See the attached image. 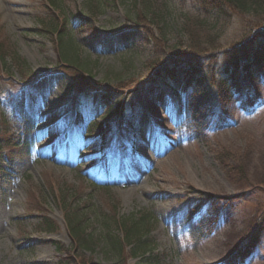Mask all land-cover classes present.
I'll use <instances>...</instances> for the list:
<instances>
[{"label": "rangeland", "instance_id": "rangeland-1", "mask_svg": "<svg viewBox=\"0 0 264 264\" xmlns=\"http://www.w3.org/2000/svg\"><path fill=\"white\" fill-rule=\"evenodd\" d=\"M85 1L60 0L63 11L77 8L86 15ZM133 2L117 0L95 19L74 21L76 41L65 46L89 62L87 75L88 68L61 64L56 41L41 29L42 19L54 13L47 0H0V49L18 54L28 77L35 73L31 90L37 98L31 137L24 131L19 150L11 152L6 144L0 149V264H78L70 251L75 241L66 205L93 236L106 221L118 225L149 211L148 237L160 264H264V226L242 263L236 255L264 217V76L251 81L240 73L243 90L234 96L225 122L216 119L221 112L217 87L208 78L200 80L211 75L209 63L219 66L224 51L264 20L231 13L215 21L195 0H158L169 7V42H190L185 24L204 32L191 20L197 17H207L218 33L216 41L215 35L193 34L204 47L216 45L203 55L186 88L184 64L174 85L150 74V61L165 59L170 51L156 27L138 20ZM10 69L0 61V114L9 118V135L17 137L20 119L13 103L25 106L28 90L21 89L20 70ZM90 82L97 88L84 122L75 128L74 83ZM248 87L260 93L249 110L240 104ZM107 91L122 102V120L106 112L109 103L100 95ZM95 121L113 127L107 148L95 138ZM7 137L0 121L2 143ZM94 160L98 163L92 165ZM1 164L11 165L7 173ZM44 216L57 222L55 229L40 228ZM210 246L213 257L207 261L201 253ZM128 250L119 256L99 242L81 252L89 264H141Z\"/></svg>", "mask_w": 264, "mask_h": 264}, {"label": "trees", "instance_id": "trees-1", "mask_svg": "<svg viewBox=\"0 0 264 264\" xmlns=\"http://www.w3.org/2000/svg\"><path fill=\"white\" fill-rule=\"evenodd\" d=\"M117 0H86V15L80 11L74 9L69 13L66 10L63 11L62 3L60 0H47L48 6L54 11L52 15L47 16L45 19H42L41 29L46 31L50 36L54 38L58 46V58L59 62L66 66H74L75 68H84L89 69L85 73L87 75L91 74V68H89V62L84 60L80 53L65 46V43L75 42L73 26L74 21L77 24H80L90 18L95 19L99 14L103 13L105 8L111 5H116ZM199 9L204 11L208 15H212L215 18V21L219 19H226L235 13L241 17L254 16L257 18V21L264 20V0H195ZM138 20L143 21V23H151L156 29H158V36H163L165 41V46L169 49L168 57L165 59L153 58L150 61V67H152L151 73L154 78L165 79L169 84L174 85V82L177 81L178 68L180 65H185L184 68V85L187 87L191 86L194 82V79L197 76L198 67L204 63L203 55L208 53L211 48L216 44H208L209 41H212L208 37L206 43L208 47H204L203 44L194 42L193 34H196V29L186 27L185 29L188 37H190V42H183L177 40L175 42H169L168 32L170 30L169 26V7L164 4V2L159 3L158 0H134L133 6L131 9ZM198 19H191L197 21L196 27L204 32H199L201 34L206 33L207 36H214V40H218V33L213 30V26L209 24L207 17H197ZM190 17L187 15L186 21ZM227 20V19H226ZM138 22L137 19L134 20ZM208 25V27H206ZM263 25V26H262ZM257 31L253 34H250L247 38L239 41V44L233 46L231 49H227L222 54L223 61L219 66H215L213 62L209 63L211 65V75L209 77H200V80L207 78L211 80L218 89L220 109L221 112L217 116L218 122H224L228 115H230L231 110L229 106L234 101V96L241 94L243 87L240 86L238 76L240 73H244L243 76L248 80L254 81L261 74H264V22H260V25ZM215 28V26H214ZM207 30V31H206ZM212 31L215 34H212ZM154 34V33H153ZM176 37V36H175ZM200 42V39L198 40ZM200 44V45H199ZM65 46V47H64ZM212 46V47H211ZM173 57V58H172ZM165 60V61H164ZM0 61L5 65V68L8 69L7 72H11L10 68L15 67L19 69L21 74L24 77V85L21 86V89L25 88L27 91V105L22 112L21 104L19 100L15 102L14 107L17 105V116L20 119L18 125L21 130L17 137L14 134L9 135V118L6 115H1L2 118L1 125L3 126L4 132L8 135L6 140L2 143L0 140V149L3 147V144L9 145L11 152L19 150L22 147L23 132H31L32 128L35 125V117L33 116L35 112V104L37 102L36 93L34 90H31V87L34 86L32 75H26L27 70L24 65L25 62L20 59L18 54L14 52L9 53L8 49H0ZM133 63V62H132ZM152 65V66H151ZM219 67V68H218ZM216 69V70H215ZM214 70V71H212ZM24 72V74L22 73ZM28 81V82H27ZM89 82V80H86ZM76 90L78 91V98L80 100L81 110L82 107H86L92 97V92L96 90L91 82L85 86L82 84L74 83ZM245 92V96L241 98V105L245 109H249L252 105L258 102L260 93L258 87L250 88L248 87ZM112 92L110 94L107 91L103 95V101H106L108 104V113L111 115L119 114L123 112V104L119 100H112ZM20 105V106H19ZM20 108V109H19ZM80 110V118L82 120L84 115ZM99 127L100 134L102 135L106 127L104 128L103 122L95 121ZM9 161L12 160V157L7 156ZM12 165V163H11ZM6 165H2V172L5 174L8 172ZM64 197V195H62ZM66 202V199H63ZM62 203V202H61ZM65 214L67 215V223L71 236L73 237L75 243L71 245L72 254H76V262L78 264H89V260L83 257L82 249L94 248L99 242L104 243L106 250L108 252H117L120 254L125 253L126 246L128 247L129 255H135L140 257L141 264H160L159 254L154 251L153 247L149 240L150 229L148 227V221L151 219V213L149 211H142V215L135 220L136 216L132 215L127 218V221H119L118 225L112 223V221L104 222L102 228L100 229L99 235L93 233L85 232V227L82 224V219L79 218L77 212L71 210L69 206L64 207ZM117 221V220H115ZM213 221V220H211ZM209 221V222H211ZM40 228L46 231L53 230L57 226V222L44 216L43 220L39 222ZM206 224V223H205ZM204 224V226H205ZM208 226V225H207ZM264 226V217L260 219V222L257 224V227L249 234L246 244L238 248L236 255L239 257V262L244 261L247 255L251 252V246H254L260 239L262 230ZM117 232H121L122 235H119ZM77 253H80L78 255ZM69 252L67 255L69 256ZM75 261V260H74Z\"/></svg>", "mask_w": 264, "mask_h": 264}, {"label": "bare ground", "instance_id": "bare-ground-1", "mask_svg": "<svg viewBox=\"0 0 264 264\" xmlns=\"http://www.w3.org/2000/svg\"><path fill=\"white\" fill-rule=\"evenodd\" d=\"M159 161H162L161 158L159 159ZM225 230H226V229H225ZM212 250H213V248H211V246H210L208 249H206L205 252L203 251V252L201 253V255H202L204 258H206L207 261H210V260L212 259V257H213V252H212Z\"/></svg>", "mask_w": 264, "mask_h": 264}]
</instances>
